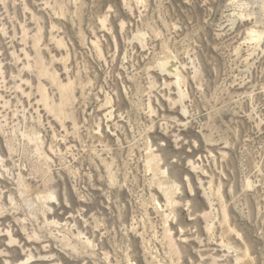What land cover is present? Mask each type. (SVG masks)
Wrapping results in <instances>:
<instances>
[{"label":"rangeland","instance_id":"obj_1","mask_svg":"<svg viewBox=\"0 0 264 264\" xmlns=\"http://www.w3.org/2000/svg\"><path fill=\"white\" fill-rule=\"evenodd\" d=\"M0 264H264V0H0Z\"/></svg>","mask_w":264,"mask_h":264}]
</instances>
